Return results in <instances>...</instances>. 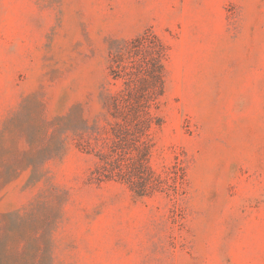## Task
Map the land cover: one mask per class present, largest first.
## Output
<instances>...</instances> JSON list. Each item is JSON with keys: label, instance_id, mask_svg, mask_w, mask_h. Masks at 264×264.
<instances>
[{"label": "rangeland", "instance_id": "obj_1", "mask_svg": "<svg viewBox=\"0 0 264 264\" xmlns=\"http://www.w3.org/2000/svg\"><path fill=\"white\" fill-rule=\"evenodd\" d=\"M147 29L166 50L150 164L167 183L138 196L93 171L120 85L110 53ZM14 263L264 264V0H0Z\"/></svg>", "mask_w": 264, "mask_h": 264}, {"label": "trees", "instance_id": "obj_2", "mask_svg": "<svg viewBox=\"0 0 264 264\" xmlns=\"http://www.w3.org/2000/svg\"><path fill=\"white\" fill-rule=\"evenodd\" d=\"M165 58V46L150 29L113 47L110 75L120 85L104 97L110 145L97 151L95 180H119L138 196L167 183L150 164L154 128L162 121L158 108L165 90Z\"/></svg>", "mask_w": 264, "mask_h": 264}]
</instances>
